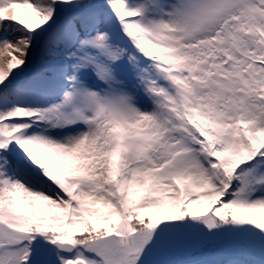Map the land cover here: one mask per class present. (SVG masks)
<instances>
[{"label":"snow or ice","instance_id":"6c2138e0","mask_svg":"<svg viewBox=\"0 0 264 264\" xmlns=\"http://www.w3.org/2000/svg\"><path fill=\"white\" fill-rule=\"evenodd\" d=\"M0 264H264V0H0Z\"/></svg>","mask_w":264,"mask_h":264}]
</instances>
